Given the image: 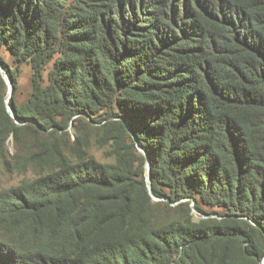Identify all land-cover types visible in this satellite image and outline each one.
<instances>
[{
    "label": "trees",
    "instance_id": "1",
    "mask_svg": "<svg viewBox=\"0 0 264 264\" xmlns=\"http://www.w3.org/2000/svg\"><path fill=\"white\" fill-rule=\"evenodd\" d=\"M0 44V264H264V0H0Z\"/></svg>",
    "mask_w": 264,
    "mask_h": 264
},
{
    "label": "rangeland",
    "instance_id": "2",
    "mask_svg": "<svg viewBox=\"0 0 264 264\" xmlns=\"http://www.w3.org/2000/svg\"><path fill=\"white\" fill-rule=\"evenodd\" d=\"M0 57L3 61L11 68L14 67V63L12 60V56L9 51L0 44ZM31 92V68L30 65L27 63H23L20 65V73L18 76V88L13 95L14 102L16 105H21L26 102L29 94ZM6 99L8 98V89L6 91ZM9 102V101H8ZM6 148L9 154L14 153V146L11 137L8 138L6 142ZM88 154L92 155L96 160L103 163H111L113 162V157L107 156L106 152L109 150L108 147H99L93 141L90 142L88 148L86 149ZM32 177V174L29 171L25 173H18V172H6L3 169L0 170V189L7 188L10 186L17 185L23 179H29ZM176 203H170V206H174ZM193 203L190 202L189 206L192 208V215L194 219L203 216L202 214L198 213L193 207ZM205 211H221L220 208H211L203 206ZM214 216V215H211Z\"/></svg>",
    "mask_w": 264,
    "mask_h": 264
},
{
    "label": "water",
    "instance_id": "3",
    "mask_svg": "<svg viewBox=\"0 0 264 264\" xmlns=\"http://www.w3.org/2000/svg\"><path fill=\"white\" fill-rule=\"evenodd\" d=\"M0 74L2 75L4 81H5L6 85H7V89H8V98H10L11 93H12V86H11V84H10V81H9L8 77H7L6 71L4 70V68H3V66H2L1 64H0ZM8 101H9V99H6V100H5L6 111L10 114L11 117H13L12 112H11V110H10V107H9V105H8ZM13 119H14V121L17 123V120H16L15 118H13ZM145 166H146V180L149 182V177H150V176H149V162H148V160H146V165H145ZM147 187H148V190H149L150 195H151L153 198H155V197L152 195V193H151V187H150L149 183L147 184ZM261 263H264V258H263V260H262Z\"/></svg>",
    "mask_w": 264,
    "mask_h": 264
}]
</instances>
